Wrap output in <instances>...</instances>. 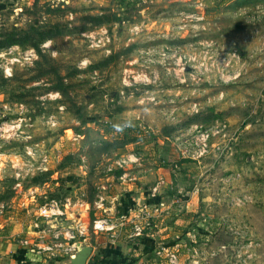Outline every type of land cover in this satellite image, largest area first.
I'll list each match as a JSON object with an SVG mask.
<instances>
[{"label": "rangeland", "instance_id": "1", "mask_svg": "<svg viewBox=\"0 0 264 264\" xmlns=\"http://www.w3.org/2000/svg\"><path fill=\"white\" fill-rule=\"evenodd\" d=\"M97 220L119 264H264V0H0V226L67 264Z\"/></svg>", "mask_w": 264, "mask_h": 264}, {"label": "crops", "instance_id": "2", "mask_svg": "<svg viewBox=\"0 0 264 264\" xmlns=\"http://www.w3.org/2000/svg\"><path fill=\"white\" fill-rule=\"evenodd\" d=\"M111 188L112 190H114V192H116V193L111 192V194L107 195L109 199L108 201L112 205L107 206L105 209L102 210V212H100V214H105L109 212L110 214L119 213L116 210V208L120 206H123L126 210L128 205L129 206H131V204L135 205L136 204L135 202L137 200L134 201V199L136 198V196L140 197L141 195V193H139L140 190L133 189V187L128 186V185L127 186L125 185H115L114 186L113 185V187ZM85 206H86V202L80 199L77 202H75L73 205L69 206L70 208H68L67 211L65 212L66 214L74 218L76 216L81 217L86 214ZM129 212L132 213L131 210L127 211V213L124 214L125 217L129 215L128 214ZM121 225L122 224H109V226L112 227V230L115 229V231L117 232L116 234L118 235L119 233L124 232L123 228H121ZM80 226L84 227L82 224ZM5 227L6 226H0V264H38L36 260V255L39 252L35 251L34 252L35 254L34 253L30 254L28 252L29 249L23 246V242L27 243V239L19 237V235L23 233V228L22 229L18 228L15 232L14 231L8 232V230H6ZM12 232H14V234ZM31 234L34 235V237H38L39 239L42 238L39 231L32 230ZM99 234H95L93 243H90V242L84 243L86 246L90 247L91 249L89 256L93 255V253H98V258L100 259L101 264H112L113 262L116 264H119V262H115V260H113L115 259V255H117L116 253L117 251L113 247H116V244L117 246L119 244L120 246H126L127 244L123 243L121 239L113 240L111 238V235H109L108 233H104V235L109 237L110 240H105L107 238L103 236L101 233ZM16 235H17V238H14V236L16 237ZM96 235H99V236H96ZM121 236H122V233H121ZM102 245L104 246L103 248L101 247ZM34 246H37V245H34ZM120 246L116 247L118 251H120L121 249ZM109 259H111V261L113 262L111 261L108 262Z\"/></svg>", "mask_w": 264, "mask_h": 264}, {"label": "built area", "instance_id": "3", "mask_svg": "<svg viewBox=\"0 0 264 264\" xmlns=\"http://www.w3.org/2000/svg\"><path fill=\"white\" fill-rule=\"evenodd\" d=\"M64 201L66 202V206H68L69 205L68 199H64ZM37 211H38V216H40V217H46V218H50V217L52 218V217H55L56 215H61L62 214V212H60L57 209L55 203L52 202V201L48 205H46V206L39 207L37 209ZM91 229H92V232L94 234H96V233H102V232L107 233V232H109V231L112 230V227L109 226V224H105L104 221L97 220V221H93L91 223ZM135 230L137 231L138 228L135 227ZM84 231H85V226L84 227H81L80 225L77 226L76 232H77V235H79V237H81L83 235ZM40 234L42 236L43 231H41ZM68 238L69 239H72V236H69ZM70 244L71 245H70V248H68V251H73V252L75 250H77L78 247L81 245L79 242H76V241H73ZM23 245H27V243L26 242H23ZM38 250H44V249L43 248H40V247H37V252H38Z\"/></svg>", "mask_w": 264, "mask_h": 264}, {"label": "trees", "instance_id": "4", "mask_svg": "<svg viewBox=\"0 0 264 264\" xmlns=\"http://www.w3.org/2000/svg\"><path fill=\"white\" fill-rule=\"evenodd\" d=\"M101 127L105 133H108L110 129L115 128V126H111V125L107 126L106 124H101ZM121 127L124 128L123 132H118L117 130L116 131H117V134H119L120 137L124 139V144L133 142L136 137L135 135L139 133L138 130L132 127H126V126H121ZM89 264H96V261L93 260Z\"/></svg>", "mask_w": 264, "mask_h": 264}, {"label": "water", "instance_id": "5", "mask_svg": "<svg viewBox=\"0 0 264 264\" xmlns=\"http://www.w3.org/2000/svg\"><path fill=\"white\" fill-rule=\"evenodd\" d=\"M90 247L80 245L77 251L68 258L67 264H85L90 255Z\"/></svg>", "mask_w": 264, "mask_h": 264}, {"label": "clouds", "instance_id": "6", "mask_svg": "<svg viewBox=\"0 0 264 264\" xmlns=\"http://www.w3.org/2000/svg\"><path fill=\"white\" fill-rule=\"evenodd\" d=\"M115 129H116L118 132H123V131H124V128L121 127L120 125H115Z\"/></svg>", "mask_w": 264, "mask_h": 264}]
</instances>
